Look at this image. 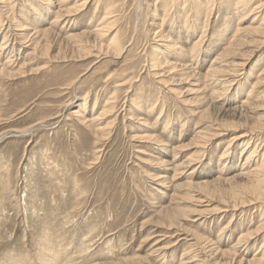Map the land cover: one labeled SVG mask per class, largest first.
<instances>
[{
	"label": "rangeland",
	"instance_id": "rangeland-1",
	"mask_svg": "<svg viewBox=\"0 0 264 264\" xmlns=\"http://www.w3.org/2000/svg\"><path fill=\"white\" fill-rule=\"evenodd\" d=\"M163 1L112 0L111 3L118 6L120 41L137 37L128 47L136 63L143 61L145 52L152 51L154 40L151 34L160 28L177 38L184 49L192 48L198 41L197 51L190 62L195 71L205 72L226 43V40L219 42L215 36L223 27L217 7L227 6L222 0L214 1L217 5L203 33L194 22H189L186 30L169 20L162 24L156 18L164 13ZM109 2L93 0L85 11L72 19L60 18L52 28L50 44L45 51L39 48L34 51L31 42L12 29L14 25L9 28L12 31L8 32L7 25L1 30L2 34H8L15 60L19 58L14 64L15 69L24 64L21 67L23 72L20 71L22 75L0 76V264H49L51 260L48 258L53 255L57 256L56 263L53 259L52 264H193V259L203 260L204 264H239L241 258L242 261L250 259L264 244V196L258 193L260 197L257 198L258 190L244 175H233L249 169L256 160L250 161L249 165L244 163V157H238L240 149L235 155L231 151L222 156L231 136L242 132L243 128L209 139L205 147L207 152L197 160L184 159L187 155L199 156L197 149L204 140L193 137L194 129L208 128L214 121L241 123L244 128L256 126L260 129L256 131V139L264 142V105L260 106L264 101L256 100L259 106L256 105L257 109L253 111L233 109L242 105L247 95L245 91L251 88L250 82L257 78L256 74L264 65V33L244 32L245 42L229 60L241 62V59L248 58V62L244 60L247 63L241 71L243 74L237 78L239 83L226 96L220 95L221 100L211 95L218 85L201 92L206 94L204 102L183 101L196 93L188 94L185 90L189 83L176 76L167 85L174 88L185 86L183 93L179 96L168 92L167 96L169 101L175 99L179 104H168L163 110V100L153 88L162 86L163 89L164 86L147 74L146 69L142 70L143 79L138 78L134 89L128 90V94L122 91V97L141 98L145 92L148 103L159 102L148 120L153 125L149 129L151 133L156 132L170 145L174 142L190 143L184 155L162 164V160L156 157L170 158L167 148L171 146H166L164 153L165 147L153 141L131 139V134H141L143 130L137 122L125 116L131 105L130 99L126 100L125 110L119 106L116 124L108 128L111 135L100 144H95L89 128L72 114L87 99L89 104L83 107L85 114L95 115L113 91L114 83L108 74L121 71L126 63L124 58L115 63L103 62L106 58L92 62L96 59L92 53L85 58L83 51L73 47L72 41L65 37L81 32L83 28H93L101 20L105 4ZM22 3L26 0H19L17 9ZM72 3L69 0L67 6ZM57 6L41 20V29L51 27L60 8ZM191 9L187 5L184 15L191 13ZM223 10L222 13H226ZM228 16H232L233 26H248L252 20V14L246 20H240V15H235L234 11ZM15 17L16 20L19 18L17 14ZM205 19L204 15L200 22ZM98 41L99 37L90 35L88 46L93 52ZM28 44L30 46L25 47ZM10 53L12 50L0 54V61ZM178 57V60L186 59H181V55ZM258 63V70L248 80L250 69ZM142 80L146 85L143 88L139 85ZM260 90H264V86ZM95 97L98 101L93 112ZM197 106L205 109V116L200 118L198 114H191L190 108ZM161 173L170 178L166 183L160 182ZM206 200L212 202L208 204ZM232 204L236 206L221 212L225 205ZM163 206L165 208L161 209ZM194 206L207 209L206 217L198 215ZM179 208H186L185 214ZM249 231L252 234L244 235L246 238L234 247L239 236ZM185 252L190 254L185 256Z\"/></svg>",
	"mask_w": 264,
	"mask_h": 264
},
{
	"label": "bare ground",
	"instance_id": "bare-ground-1",
	"mask_svg": "<svg viewBox=\"0 0 264 264\" xmlns=\"http://www.w3.org/2000/svg\"><path fill=\"white\" fill-rule=\"evenodd\" d=\"M18 1L19 0H0V54L9 53L12 50V53H10L4 61H2V62L0 61V76L1 75L5 76V77H7V76L10 77V76H14V75L17 76V74H19L20 71L23 72L21 67H23L22 65L24 64V62H23V64L21 63L22 65H20L19 68L15 69L16 65H14V64L17 62V60L19 58H17V60H15L16 55L13 53L15 51L13 48L10 49L11 45L9 46V41L7 38L8 34L7 35L2 34L1 30H3V28H5V25H7L6 28H8V32L12 31V29L14 31H18V32H16V33H18V35L20 34L24 40H27L28 43L31 42L30 44L33 46L34 51H36L37 48L41 49L40 51H42V50L45 51L48 49L49 44H50L49 43L50 42L49 37L53 33L52 28L60 20V18L66 19V18L75 17V15L78 14L79 12H81V11L83 12V10L86 9L88 7V5H90L91 1H93V0H72L73 3L70 6H67L69 0H26V3H22L19 6V8L17 9L16 3H18ZM101 1L102 0H97V2H99V3ZM105 1L106 2L110 1V2L108 4L107 3L105 4L106 10L105 11L103 10V12H102L103 16L101 17V20L99 21L97 19V21H99V22L95 26H93V28H89V29L83 28V31L80 30L81 32H76V33L70 32L71 34H69L65 37L68 38L70 41H72L73 47L78 48L80 51H83L82 53L84 54L85 58L90 56V54L92 53V55L95 56V58H96V59L92 60V62L95 60H98V59L103 60L106 58L103 62L115 63V62H118L117 61L118 59L124 58V61L126 63L121 68V71H119V72L117 71V72H113V73L111 72L108 74V78H111L112 83H114V84H112L113 85V91L105 99L104 103L100 106V110L95 115L93 114L91 116V115L85 114L86 110H84L83 107H87V104H89V102H87L88 101L87 99L84 100L85 102L79 104V108L77 110L76 109L73 110L72 114H73V116L76 117V119L80 123H82V125H85L86 127L89 128V131L94 136L95 144H100L102 141H104V139H106L107 137H109L111 135V131L108 130V128L110 127V125L113 126L116 124V121H117L118 116H119V106L122 105L120 108L122 109V111L125 110L126 100L130 99L131 105L129 108H127V114H125V113L124 114L127 117L129 116L128 118L133 119L135 122H137L139 127L143 130V133H141V134L136 133V132H134V134H131V139L132 140L145 139V140L153 141L157 144H160L161 147L162 146L165 147V151L160 148L164 153L166 152V146L167 147L171 146V147L167 148V154H169L170 158H166V157H156V158L158 160H162L161 161L162 164L165 163V160H177V158H179L185 152V150H187L188 145H190V143L186 144V143H182V142H176V143L174 142L172 145H170L169 142H168L169 144L164 142L162 137L159 134H157L156 132L151 133L149 130L150 128L151 129L153 128V125L150 122H148L149 117L154 113L155 107L159 104V102L156 101L155 104L148 103L150 101L147 102V100L145 99V92H143V94L140 95L141 98H138L136 96L132 99L130 97H125V96L122 97V91L124 90L128 94V90H130L131 88L134 89V87L137 85L136 83L138 81V78L140 77L141 79H143V76L141 74L142 70L146 69L147 74H151V76H153L157 79L156 82L163 85L164 88L165 87L168 88L167 90H165L164 88L162 89V86L159 88H153V90H157L159 92V94H160L159 99L163 100V103H164V104L162 103L163 104V108H162L163 110H164V107H166V105H168V104H174V105L179 104L178 101H176L175 99L173 101H169V97L167 96L168 92L173 93V94L177 93V94H179V96H181V94L183 93L182 89H184L185 86H182V88H174V87H168V85H167V83L170 82L172 79L176 78V76H179V80H185V83H189V86H186L187 88L185 90V91L189 92L188 94L196 93L195 96L183 98V101H185V102H189L190 100L192 101V99L204 102V99L206 98V94H203L201 92L203 90L207 89L208 87H211V86L216 87L219 85V87L217 89H214L211 91V95L213 97L219 98L220 95L226 96L228 94V92H230V90L233 89V87H235V85L239 83L237 78L243 74V73H241V71H243V69H245V67H246L245 65L248 62L247 61L248 58L247 59H241V62H238V60L237 61L229 60L231 58L233 59L234 55L238 51V46L241 43L245 42L244 32L254 33V34H258V35H259V33H264V0H222L225 3V4L223 3L224 6L225 7L227 6V8L217 7L218 11L220 12L219 16H222V19H223V21H222L223 27L221 26L222 28L220 30H218L215 37H217L218 38L217 40L221 43H222V41L226 40V43L225 42L223 43V45H224L223 50L213 57L209 67L203 73L195 71L193 69L192 63L190 62V60L192 59V57L194 56V54L197 51L199 42L198 41L195 42L194 45H192V48L190 46L191 49L190 48L184 49L179 44V41L176 40L177 38L175 39V37L169 36V34H167L168 31H166L167 32L166 33L165 30L162 28H160L159 30L153 31V33L151 34V35H153L152 39L154 40L153 41L154 43L152 44V51L150 53L145 52V57H144L143 61L142 62L140 61L141 63H136V61L132 60L133 55L129 54L130 50L128 49V47L131 44L133 45L132 40L133 39L135 40L137 37L136 36L134 38L130 37L131 39L129 38L130 40H128L127 42H121L120 41V39H119V37H120V28L119 27L120 26L118 23L120 18H119L118 13H116L117 12L116 8L118 7L117 3H114V4L111 3L112 0H105ZM214 1L215 0H205V1H200V0H164L163 4H162V5H164V13L161 16H157L156 19L161 20L162 24H164L167 20H169L176 27H178L180 29H185V30L187 29L189 22H191V23L194 22V24L198 25L203 30V33H204L205 28L208 25L209 19H211L210 17L212 16V13L214 11L213 10L214 6L217 5L216 3H214ZM95 2H96V0H95ZM55 5H58L57 7H60V8L57 9L56 16H55L54 20L51 22L52 24L49 22L51 24V27H47V28L45 27V29H41L39 26V23H43V21H41V20L46 18V16H48L50 12H54ZM187 5H190V7L192 8L191 9L192 12L187 14V15H184V10L186 9ZM161 8H162V6H161ZM221 9H224L226 11V13L225 12L222 13ZM172 10H173V12H171ZM233 11L235 12V15L236 14H237V16L240 15V18H241L240 20H246L248 18V16H250L252 14L251 23L248 26H244V27L235 26V25L233 26L231 24L232 16H228V14L233 13ZM16 14L19 17L17 20L15 19ZM204 15H205L206 19L202 23V22H200V20H201V17ZM224 16H225V18L228 17V19L226 20L224 18ZM6 21H8V22H6ZM13 22H15V23H13ZM34 22H36V24ZM12 25H14V28H12L13 27ZM169 25H170V23H169ZM60 26H61V24H60ZM190 26H191V24H190ZM10 27L12 29H9ZM160 27H161V25H160ZM70 28H72V27H70ZM135 29H136V27H135ZM194 30H195V28H194ZM90 35L95 36V37H99V41L95 44V46H93V48H94L93 50H95V52H93L91 50V48L89 47L90 46L89 45ZM213 40H214V37H213ZM15 41H17V40H15ZM30 44L26 45L25 47L30 46ZM134 45H136V44H134ZM21 47H22V43H21ZM202 48H204V47H202ZM19 51H21V49H19ZM202 53L203 52H201V54ZM180 55H181V59H182V57L186 58V59L178 60V59H180L178 57ZM244 60H246L247 62H244ZM260 63L256 64L255 66H253L252 69H250V71L248 73L249 74L248 80L252 79L251 77H253V75H255V71L257 68H259ZM26 68L28 70V67H26ZM29 68H30V66H29ZM30 70H31V68H30ZM33 70H36V67ZM24 73H26V72H24ZM256 76H257V78H255L254 80H252L250 82L251 88H249L248 91H245V93L247 95H246V98H244V100L242 101V103H241L242 105L235 107V108L233 107L234 110H236V109H238V110L247 109V111H249V110L253 111V110L257 109L256 100L264 101V90H260V87L264 86V65L260 68V70L256 74ZM245 78H247V76ZM194 79H196V81H192ZM199 80H201L200 83H198ZM144 83H145V81L142 80L139 85L142 86V88H143L146 86V85H144ZM179 89H180V91H179ZM243 93H244V91H243ZM150 97H152V96H150ZM122 99H124V102L121 104V102L123 101ZM229 99L231 100V98H229ZM217 100H221V98H219ZM97 101H98V97H95V101H94L93 108H92L93 112L95 111V107H97L96 106ZM263 103L264 102L260 103V106L264 105ZM257 106H259V105H257ZM190 109L192 111L191 114H193V115L198 114V115H200V118H201V116H205V111H204L205 109H202V107H200V106H197L196 108H190ZM162 112L163 111H161V113ZM120 113H121V111H120ZM142 115H146V116H142ZM247 115H248V113H247ZM50 118H52V117H50ZM157 118H159V116ZM178 118L179 117H177V119ZM191 119H193V118H191ZM168 122H169V120H168ZM168 122H165V124ZM39 123H41V122H38L37 124H39ZM208 123H209V121H208ZM210 123L211 124H209V125L211 127H214L215 129L213 128L211 130L209 128L210 126L208 128H207V126L204 128L198 127V128H200L198 130H197V128L194 129L195 134L193 137H200V138H202V140H204L202 143L200 142L201 145H200V147H198L199 149H197L199 156H196V158H194L193 155H189V156L187 155V157L184 160H191L192 161V160H197L198 157H202L203 154H205L207 152L205 150V147H206L207 141L209 139L217 138V137L219 138L220 136L224 135L225 134L224 132H226V131H231L234 129L243 128V130H241L242 132L235 134L234 136H231L232 138L230 139V141L228 143H226L225 150L223 151L222 156L228 155L227 153L231 152V151H233L232 153H234V155H235L236 154L235 151L240 149V153H239L238 157H239V159L244 157L243 158L245 160L244 163L249 165L250 161L256 160L255 163L253 164V166L251 165L252 167H249V169H247V170L245 169V171L233 175V177L238 176L240 174L244 175L246 178H248V181L252 183V187L255 190L256 189L258 190V192L255 191L257 193V195H256L257 198L260 197V196H258L259 194L264 196V142H260V139H258V140L256 139V137L258 136L256 134V131H260V129L256 126L250 127V128H246V127L244 128L243 127L244 125H242L241 123L238 124L236 122L221 123V122H215L214 121V123H212V122H210ZM182 124L183 123H181V125ZM195 124L197 125L198 122H196ZM23 131H26V130H23ZM162 131H163V129H162ZM141 142H143V141H141ZM232 146H234V150H231ZM101 150L102 149H100V151ZM137 152L143 153V151H141V150H137ZM187 165H185V166H187ZM189 166H191V165H189ZM164 173H161V175H159L160 177H158L160 179L161 183H166L167 180L170 179ZM5 185H8V184H5ZM207 198H209V197H207ZM248 201H250V200H248ZM206 202H208V204H209L212 201L206 200ZM208 204H206V205H208ZM226 206H227V208H226ZM232 206L234 208V206H236V205H234V204H232L230 206L225 205L221 209V212L229 210L228 208H230V207L232 209ZM162 208L164 209L165 207L163 206V207H161V209ZM179 209H181V208H179ZM184 209H186V208H184ZM184 209L182 208L181 210H184ZM193 210L196 212L198 211L197 213H198V215H201V217H204V218L206 217L205 215L207 212L205 213V210H207V209H199L198 207L197 208L195 207V208H193ZM185 212L186 211L184 210L183 214H185ZM171 219H173V218H171ZM250 234H252L251 231H249L246 234H241L237 240V244L234 247H238L240 245L244 235L250 236ZM49 238H50V236H49ZM245 238L246 237H244L243 239H245ZM44 239H48V238L45 237ZM59 241H61V239ZM46 242H44V243H46ZM61 242H59V243H61ZM51 246L53 247L54 245H51ZM47 247H49V246H47ZM234 247H232V248H234ZM55 248H56V246H55ZM42 249H44V248L42 247ZM66 249H67V247H66ZM52 250L53 249H51V251ZM258 250H259L257 252L258 254H254L253 257H251L250 259L248 258V259H245L244 261H242V258H241V260L239 261V264H264V244H262L261 248ZM43 251H45V250H43ZM49 251H50V249H49ZM82 251L83 250H81V253H83ZM45 252H48V251H45ZM58 252H60V251H58ZM77 252H79V251L77 250ZM50 253L51 252H49V254ZM73 254H76V253H73ZM186 254L188 255L190 253L185 252V256H187ZM50 255L52 256L53 253H51ZM56 256L53 255V257L48 258V260L52 261L54 259L53 262L56 263V261H55ZM42 257H43V255H42ZM59 257H58V259H61ZM193 260H194L193 264H204L203 260H195V259H193ZM51 261H49V264L53 263V262L51 263ZM189 262H191V261H189ZM65 263L66 262H64V264ZM46 264H48V263H46Z\"/></svg>",
	"mask_w": 264,
	"mask_h": 264
}]
</instances>
